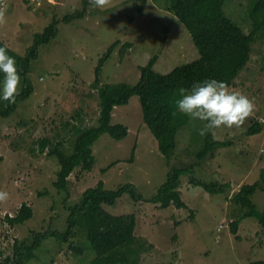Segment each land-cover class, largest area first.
<instances>
[{
    "label": "rangeland",
    "instance_id": "obj_1",
    "mask_svg": "<svg viewBox=\"0 0 264 264\" xmlns=\"http://www.w3.org/2000/svg\"><path fill=\"white\" fill-rule=\"evenodd\" d=\"M0 9V41L18 55L32 44L53 17L61 18L82 8V0H3ZM251 0H225V15L245 32L252 28L248 14ZM138 0H106L103 7L88 6L86 14L73 22H59L56 36L40 44L38 57L31 61L32 94L17 105L9 117H0V190L9 195L0 201V251L12 252L13 239L29 240L34 231L48 228L63 231L69 214L67 205L100 180L108 190L133 183L144 199L150 198L166 179L169 170L192 166L180 176L181 198L186 207L160 208L147 202H133L127 195L113 206L112 214L134 213L135 247L142 245L136 264H247L264 261V230L253 217H240V207L231 198L242 184L259 179L264 167V129L246 130L253 120H264V31L254 35L250 59L229 91L245 94L254 105L252 114L239 127L207 131L206 122L187 116L176 135L175 148L164 155L158 142L143 123L138 96L115 106L111 123L127 127L120 140L107 133L92 144L95 163L91 170L75 168L67 189L54 187L59 162L48 150L55 144L71 153L74 126L96 125L99 100L92 87L99 58L116 40L120 43L104 61L100 83L135 84L139 66L156 57L153 69L167 73L194 60L198 51L185 26L175 16L147 0L143 13L136 11ZM166 38V42L162 40ZM130 42L124 56L119 50ZM21 82L18 91L21 89ZM264 123V121H262ZM203 132V134H201ZM227 141L216 148L213 158L196 159L206 136ZM47 146L40 150V141ZM134 151L133 161H129ZM114 163V164H113ZM112 164V165H111ZM111 165V166H110ZM189 176L204 181L230 184L225 193H209L189 183ZM256 208L264 212V192L252 195ZM28 204L33 214L11 227L6 216H14L20 205ZM237 220L232 233L230 222ZM74 241L60 244L47 239L27 264H91L94 252L77 224ZM1 256V257H3Z\"/></svg>",
    "mask_w": 264,
    "mask_h": 264
},
{
    "label": "trees",
    "instance_id": "obj_2",
    "mask_svg": "<svg viewBox=\"0 0 264 264\" xmlns=\"http://www.w3.org/2000/svg\"><path fill=\"white\" fill-rule=\"evenodd\" d=\"M40 0H35L39 4ZM134 3L137 13L144 11L147 0ZM160 9L172 13L180 21L191 37L198 57L184 64L178 65L167 73H159L153 69L156 57L148 60L147 64L139 66V78L135 84L116 82L100 83V71L104 61L114 48L120 43L114 41L99 58L95 67V78L92 87L96 88L99 109L96 125L91 127L74 126L75 136L72 141L71 153L65 152L56 144L48 150L59 162V170L53 185L59 190L67 189L69 175L75 168L89 171L95 159L92 144L103 133L120 140L127 134V127L112 124L111 118L115 106L126 104L133 95L138 96L143 123L151 131L158 142V149L167 155L175 148L176 135L185 125L187 115L176 107L180 98L181 88L189 89L194 82L206 78L223 81L226 87H232L239 73L245 68L250 59V45L254 42V35L264 31V0H251L248 14L252 28L248 32L237 23L229 19L224 11L225 0H152ZM4 2V1H3ZM89 0H82V8L75 9L61 18L53 17L41 33H36L32 44L23 55L16 54L2 41L0 46H6L8 54L16 59V66L21 77V89L16 95L15 102L0 101V117L12 115L20 101L27 99L33 92V85L29 76L31 61L38 57L39 45L50 42L57 34L59 22H73L86 14ZM4 6V4H3ZM2 6V8H3ZM1 5H0V9ZM166 42V38L162 40ZM131 47L130 42L123 43L119 50L120 58ZM252 120L246 132L257 133L264 129V123ZM46 139L40 141V150L44 151ZM227 141L213 140L209 133L203 148L197 152L196 159L202 157L213 158L216 148L227 145ZM134 151L129 159L133 161ZM114 164V163H113ZM112 165V164H111ZM110 165V166H111ZM193 167L183 166L169 170L166 181L160 185L155 193L144 199L133 183H126L115 190H108L100 180L95 186L89 187L81 193L78 201L67 205L69 212L66 228L63 231L51 228L34 231L29 240L13 239L12 252L3 256L0 251V264H27L36 257L35 250L47 239H54L60 244L69 243L74 251H80L74 238L76 225L84 228L85 239L90 244L94 256L91 264H136L142 245L135 247L136 216L134 213L115 215L108 211L123 196L127 195L133 202L147 201L166 208L174 205L177 208L186 207L181 198L180 176L190 174ZM189 183L202 187L209 193H225L230 187L228 182L204 181L189 176ZM256 190L264 192V167L259 173V179L251 184H242L233 194L231 200L239 205L240 217H253L264 230V212L256 208L252 195ZM33 214L31 207L23 203L14 216H6L7 223L14 227L28 220ZM237 220L230 222L232 233L237 231ZM1 250V249H0ZM3 256V257H1ZM247 264H264L263 260L249 261Z\"/></svg>",
    "mask_w": 264,
    "mask_h": 264
},
{
    "label": "clouds",
    "instance_id": "obj_3",
    "mask_svg": "<svg viewBox=\"0 0 264 264\" xmlns=\"http://www.w3.org/2000/svg\"><path fill=\"white\" fill-rule=\"evenodd\" d=\"M105 2L89 0L90 6L97 8L103 7ZM20 82L15 57L8 54L6 46H0V101L14 103ZM179 92L178 110L192 120L206 122V130L213 134L221 127H239L254 109L245 94L229 91L223 81L214 78L194 82L189 89L181 88ZM8 195L0 190V201L6 200Z\"/></svg>",
    "mask_w": 264,
    "mask_h": 264
},
{
    "label": "built area",
    "instance_id": "obj_4",
    "mask_svg": "<svg viewBox=\"0 0 264 264\" xmlns=\"http://www.w3.org/2000/svg\"><path fill=\"white\" fill-rule=\"evenodd\" d=\"M3 4H4L3 0H0L1 8H2Z\"/></svg>",
    "mask_w": 264,
    "mask_h": 264
}]
</instances>
